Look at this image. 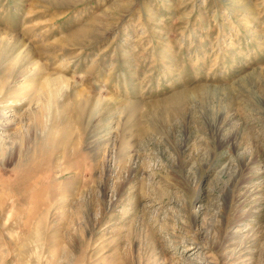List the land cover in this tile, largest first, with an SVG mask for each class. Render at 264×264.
Masks as SVG:
<instances>
[{"label":"rangeland","instance_id":"rangeland-1","mask_svg":"<svg viewBox=\"0 0 264 264\" xmlns=\"http://www.w3.org/2000/svg\"><path fill=\"white\" fill-rule=\"evenodd\" d=\"M0 152V264H264V0H0Z\"/></svg>","mask_w":264,"mask_h":264},{"label":"bare ground","instance_id":"bare-ground-1","mask_svg":"<svg viewBox=\"0 0 264 264\" xmlns=\"http://www.w3.org/2000/svg\"><path fill=\"white\" fill-rule=\"evenodd\" d=\"M57 86V85H56ZM58 86H60L59 84H58ZM67 87V86H66ZM61 88V87H60ZM1 153V152H0ZM262 201V200H261Z\"/></svg>","mask_w":264,"mask_h":264}]
</instances>
